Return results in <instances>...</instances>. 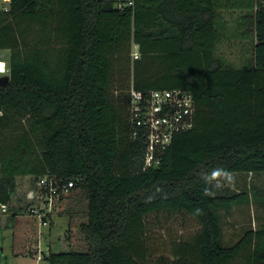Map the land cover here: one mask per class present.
Masks as SVG:
<instances>
[{"label": "trees", "instance_id": "obj_1", "mask_svg": "<svg viewBox=\"0 0 264 264\" xmlns=\"http://www.w3.org/2000/svg\"><path fill=\"white\" fill-rule=\"evenodd\" d=\"M21 15L51 23L29 58L9 52L0 200L9 202L18 174L73 181L55 198L68 214L67 248L49 250L48 264H231L245 252V264H264L259 239L251 245L264 230L222 242L220 210L247 194L216 193L211 184L221 174L264 172V0H12L0 12V50L21 46ZM231 24L246 40L236 66L220 54ZM132 44L139 57L131 62ZM130 69L127 90L180 88L194 100L192 128L174 135L156 167H144V138L132 137L127 90L111 92L115 76ZM23 211L9 217L16 254L34 255L37 220ZM159 213L189 216L198 228L154 259L144 235L147 217Z\"/></svg>", "mask_w": 264, "mask_h": 264}, {"label": "rangeland", "instance_id": "obj_2", "mask_svg": "<svg viewBox=\"0 0 264 264\" xmlns=\"http://www.w3.org/2000/svg\"><path fill=\"white\" fill-rule=\"evenodd\" d=\"M130 0H113L115 6L127 5ZM23 19V20H22ZM17 30L20 36L21 46L15 50L9 52L15 53L17 61L21 62L25 58H29L33 53V45L38 44L41 39H44L46 33L48 32L49 25L51 23V18H45L42 16H33V18L26 15H21L17 19ZM46 26V27H45ZM19 27L25 31L20 32ZM48 27V28H47ZM229 32V31H228ZM21 33V34H20ZM240 43H222L220 46V54L224 55L223 59L225 65H239L241 60L239 59V50L241 49ZM48 50V56H50L52 51L49 48L43 49ZM134 50H137V46H134ZM133 44L130 49V60L139 57V54L133 55ZM4 58L8 60L9 53L7 51H2ZM12 53V54H13ZM54 52L49 58L50 68H54L55 71L58 69L59 59ZM124 74L117 75L114 78L113 84L111 86V92L116 98L117 94L121 90L124 92L126 88L131 83L132 75L130 72H123ZM15 189L11 195L8 205L9 210L13 213L15 210L18 211L19 208L28 207V204L35 198V200H40L41 192L35 187V177L32 174H18L15 176ZM211 184L216 193L233 194V193H243L245 198L236 203L231 209L224 211L220 210L221 223L223 227V237L222 242L224 245L230 246L237 242L247 230L259 231L264 230V172L260 173H228L215 176L211 180ZM35 202V201H34ZM33 202V204H34ZM79 205L78 211L82 212L83 207L81 203H76ZM62 203L59 201L55 202L53 207L54 215L56 216L51 223L50 236L48 235V227L42 229L41 237V248L47 250V247L51 248L52 251H60L63 246L67 248V240L65 233L68 231V214L61 211ZM30 217L23 214V217ZM81 220V216L78 217ZM37 220V219H36ZM38 222V221H37ZM145 227V241L147 242V249H153V253L170 248L171 242L174 240L183 239L192 235L198 228L197 222L190 218L189 216H183L180 214L168 216L165 213H159L156 215H149L146 220ZM38 230V226H37ZM73 235H77L75 239V244L80 245L81 239L76 227L71 229ZM263 250L264 249V233L261 237L257 239V242H252L253 245H258ZM16 238V231L13 226L9 224V218L7 216L0 217V264H48L47 260L40 259L36 263L35 255H22L16 254V247L18 245ZM38 243V234H37ZM251 246L250 249H253ZM257 247V246H256ZM49 248V249H50ZM167 251V250H166ZM159 253V252H158ZM151 254L154 259L158 256ZM246 254V255H245ZM244 255L235 258L231 264H245L250 255L249 252H245ZM47 255V253H44ZM261 261V259L259 260ZM257 264H262L260 262Z\"/></svg>", "mask_w": 264, "mask_h": 264}, {"label": "built area", "instance_id": "obj_3", "mask_svg": "<svg viewBox=\"0 0 264 264\" xmlns=\"http://www.w3.org/2000/svg\"><path fill=\"white\" fill-rule=\"evenodd\" d=\"M11 2L12 0H0V12H9ZM134 46L136 45H133V50ZM132 54L137 55L138 51L134 50ZM0 67L3 68L0 76L9 74L8 60L4 58L1 51ZM127 92L128 120L133 129L132 137L144 138V167H156L174 135L189 130L193 126L195 105L192 94L180 88L151 89L142 92L132 85ZM71 186H73L72 180L59 186L52 177L47 175L35 181V187L41 192V198L39 201L34 199L24 209L23 214L38 221L37 258H41L44 253V249L41 248L42 229L50 225V217L55 213L53 209L55 198ZM11 215L8 203L0 200V217Z\"/></svg>", "mask_w": 264, "mask_h": 264}, {"label": "crops", "instance_id": "obj_4", "mask_svg": "<svg viewBox=\"0 0 264 264\" xmlns=\"http://www.w3.org/2000/svg\"><path fill=\"white\" fill-rule=\"evenodd\" d=\"M228 28V31H229V35H231L232 34V36L230 37V38H228V40H226L224 43L226 44V43H230L231 41H234V43L236 42V43H240V45H242V44H245L246 43V40H242V39H236L235 38V35H234V27H235V24H231V25H228L227 26ZM2 51H7L8 53H9V50H7V49H5V50H2ZM3 53V52H2ZM222 56H224V55H222ZM239 56L240 57H242V53H240V51H239ZM231 174V173H230ZM236 174H243V173H236ZM35 199V198H34ZM33 199V200H34ZM32 200V201H33ZM31 201V202H32ZM30 202V203H31ZM29 205V204H28ZM26 208V207H25ZM25 208H19V209H25ZM18 209V210H19ZM15 212H17L16 210L13 212V213H15ZM8 218L10 217V216H7ZM56 216H53L52 218H51V223H52V221L53 220H55L54 218H55ZM51 223H50V225H49V227L47 228V230H48V235L50 236V230H51ZM50 247H49V245H48V247H47V250H45L44 249V253H48L49 252V250H51V248L49 249ZM66 249V246L64 247L63 246V248H62V250H65ZM57 251V250H56ZM44 253H43V255H42V257L41 258H37V256H36V263L40 260V259H44L43 257H44Z\"/></svg>", "mask_w": 264, "mask_h": 264}, {"label": "water", "instance_id": "obj_5", "mask_svg": "<svg viewBox=\"0 0 264 264\" xmlns=\"http://www.w3.org/2000/svg\"><path fill=\"white\" fill-rule=\"evenodd\" d=\"M8 81H9V76L8 75L0 76V86L6 84Z\"/></svg>", "mask_w": 264, "mask_h": 264}, {"label": "clouds", "instance_id": "obj_6", "mask_svg": "<svg viewBox=\"0 0 264 264\" xmlns=\"http://www.w3.org/2000/svg\"><path fill=\"white\" fill-rule=\"evenodd\" d=\"M3 72V68L2 67H0V73H2Z\"/></svg>", "mask_w": 264, "mask_h": 264}]
</instances>
